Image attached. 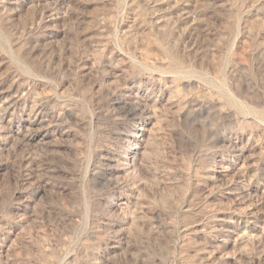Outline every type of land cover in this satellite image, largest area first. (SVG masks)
I'll use <instances>...</instances> for the list:
<instances>
[{
	"label": "rangeland",
	"instance_id": "374dc122",
	"mask_svg": "<svg viewBox=\"0 0 264 264\" xmlns=\"http://www.w3.org/2000/svg\"><path fill=\"white\" fill-rule=\"evenodd\" d=\"M0 264H264V0H0Z\"/></svg>",
	"mask_w": 264,
	"mask_h": 264
}]
</instances>
